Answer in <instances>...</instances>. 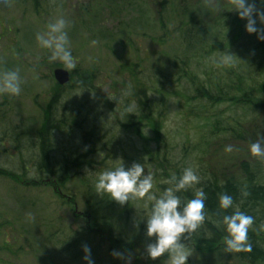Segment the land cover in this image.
<instances>
[{
    "label": "trees",
    "instance_id": "16d2710c",
    "mask_svg": "<svg viewBox=\"0 0 264 264\" xmlns=\"http://www.w3.org/2000/svg\"><path fill=\"white\" fill-rule=\"evenodd\" d=\"M109 3H115L117 6L116 0H109ZM133 3L131 1L130 5H136ZM143 3L147 6L146 12L149 13L151 22L160 30V34L154 38L163 45H173L175 51L182 53V56L170 57L167 65L157 70L145 69L140 62L142 59L122 60L119 64L120 76H123L121 83L129 87L130 95L124 96L120 102L116 98L110 99V95L103 96L102 109H97L99 106L92 104L89 99L71 102L72 98L85 99L95 91L92 83L96 69H82L77 66L70 70V83L64 86L54 83L50 100L41 109V124L36 131L35 142L26 140V146L31 144L37 148L34 171L39 177L25 180L18 174L4 170H0V175L7 176L24 187L45 186L57 191L60 186L65 188L73 176L87 174V171L98 173L112 168L111 163L117 154L125 153L118 141L121 131L143 139L144 163L148 164L147 169L153 171L152 191L154 195L159 196L165 188H173L172 177L178 176L188 167L186 155L178 162L169 159L171 154L167 151L162 136V108H165L164 104L168 106L169 99L174 96L180 100L179 116L188 122L185 128L190 127L197 137L195 142L189 135L182 150L184 153H187V149L191 152V143L195 144L191 149L194 155L198 156L195 166L200 162L199 167L195 168L200 177V183L195 189L203 188L206 193L205 221L187 239V234L182 235L181 243L192 251L207 255H233L247 264L264 261V159L252 156L249 151H243L241 159L227 163L219 162L215 156L209 155L208 150V140L210 143L231 140L244 144L245 129L249 128L247 120L264 118V77L258 80L249 76L246 68L243 75V72L240 73L234 66L217 67L214 64L213 57L216 54L228 52L231 45L235 46L234 41L241 35L244 19L238 17L235 10L223 11L215 17L210 10L212 4L208 6V0H193L192 5L188 0H143ZM207 19H210V22H207ZM125 25L123 22L119 31L122 44L127 50L130 48L138 53L135 40L132 34L127 32L128 27ZM112 33L108 31L106 35L112 37ZM225 38L226 41L223 40ZM261 43V40L260 44L257 40L255 50L250 48L248 51L249 66L256 71L253 63V60H256L260 73L264 71V43ZM246 54L247 50L243 52V56ZM195 65L200 70L199 75ZM57 66L50 67V75L51 70ZM116 84L118 82L113 80L110 88H114ZM67 90V93L77 91L78 94L75 92L76 94L68 95L71 106L68 118L66 116L63 119L56 116L52 106L63 93L67 94ZM59 128L71 134L78 131V146L72 148L66 142V147L60 154V149L54 147L55 139L52 134L55 130H60ZM144 129L153 135V148L150 147V141L145 139L149 137L145 136L144 132L142 134ZM56 152L59 157L54 155ZM123 158L126 159V156ZM107 160L110 161L106 162ZM96 165H102L103 168L95 169ZM22 167L23 173L26 174L27 167ZM220 194L230 195L239 210L253 217V224L248 232L250 252H224L225 233L220 221L224 215L230 214L232 209H219ZM176 195L182 206L186 200L192 198L193 189L179 191ZM65 205L71 207L74 220L79 217L89 224L84 233L90 239L98 237L106 240L114 252L140 251L147 255L145 248L149 242L147 243L146 236L142 235L145 230V220H141L143 209L132 207L129 201L120 205L106 194H103L100 205L88 206V210L80 215L74 213L73 200L67 198ZM142 205L145 206L144 213L147 215L151 201L142 199ZM80 243L78 239L75 240L73 247ZM166 256L167 253L159 259Z\"/></svg>",
    "mask_w": 264,
    "mask_h": 264
},
{
    "label": "rangeland",
    "instance_id": "374dc122",
    "mask_svg": "<svg viewBox=\"0 0 264 264\" xmlns=\"http://www.w3.org/2000/svg\"><path fill=\"white\" fill-rule=\"evenodd\" d=\"M116 1L117 6L115 3L109 5V0H0V73L15 70L21 77L20 95L0 94V151H2L0 170L18 174L25 180L39 177L34 171L37 148L31 144L26 146V140L31 139L35 142L36 131L41 124V109L51 97L55 81L50 75V67L61 66L58 63L49 62L47 50L40 48L35 39L38 32L45 30L48 22L63 16L69 25L67 28L69 46L76 65L82 69H96L92 83L95 91L85 99L72 98V103L76 100L81 102L89 99L92 104L99 106L97 109H102L103 96L110 95V99L116 98L118 102L124 96H129V87L121 83L123 76H120L119 64L122 60L140 61L142 59L140 62L143 67H146L145 69L157 70L166 66L170 57L182 56V53L175 51L173 45H163L154 38L155 35L160 34V30L151 22L143 0ZM131 1L136 5L131 6ZM188 1L192 5L193 0ZM211 2L208 0V6L212 4L210 10L215 17L231 8V0H211ZM251 2L255 3L256 9L264 12V4L259 0H251ZM253 19H256L257 28H264V24L256 18L255 12ZM207 20L210 22V19ZM123 22L128 27L127 32L129 31L135 40V45L139 49L138 53L130 48L127 50L122 44L123 40L119 37V31ZM246 22L244 19L241 35L234 41L235 46L231 45L228 52L232 54L234 69H239L240 73L243 72L245 75L244 68H246L249 76L261 80L260 77H264V71L259 72V64L256 65V60H253L256 71L252 70L253 68L248 64V51L250 48L255 50L258 39L255 33L249 34L245 31ZM108 31L113 32L112 37L106 35ZM227 36L230 38L229 35ZM92 40L96 41L95 45L90 43ZM223 40L226 41L227 38ZM258 43L260 44V40ZM263 43L264 41L261 45ZM245 50L247 54L243 56ZM219 55L221 54H216L213 57L214 60ZM195 68L199 75L198 66L195 65ZM113 80L118 84L111 89ZM75 92L66 95L63 93L56 99L52 108L57 117L64 119L67 116L68 118L67 114L71 106L68 95L76 94ZM169 100L168 106L163 105L165 108H162L164 112L161 117L164 126L162 136L167 151L171 154L169 159L178 162L183 159V155H186V164L195 169L200 164L199 162L195 166L198 156L191 150L195 144L191 143V152L187 149V153H184L182 148L187 144L189 135L195 142L197 137L190 127L185 128L188 122L179 116L181 109L178 102L180 100L174 96ZM247 127L249 128L245 129L244 144L231 140L210 143L208 140L209 155L215 156L219 162L226 163L241 159L243 151H248L249 144L258 138V134H264V118L256 120L249 118ZM76 132L74 135L68 131L65 132V129H60L52 133L55 139L54 147L60 149V154L65 149L66 142L72 148L78 146L80 136L78 131ZM143 132L149 137L145 139L150 141V147L153 148L154 143L151 142L153 135L146 129L142 131V134ZM118 141L125 153L117 154L111 163L112 168L121 163V160L125 167H129L133 162H141L146 165V168L148 167V164L144 163L143 139L120 131ZM1 144L6 147L5 150ZM225 145H231L233 151L225 152ZM15 147L17 151H14ZM57 152L54 155L59 157ZM9 154H15L14 159H10ZM123 156H126V159ZM22 166L27 167L26 174L23 173ZM101 168H103L102 165L95 166V169ZM86 173L73 176L65 188L60 186L62 195L65 193L64 200L70 198L75 202L74 213L77 215L86 212L88 206L100 205L103 199V194L98 195L94 190L95 177L99 172L87 171ZM22 185L7 176L0 175V246L4 247L3 243H8L7 249L0 251V256L3 257L5 264H86L82 259L85 255L82 250L83 245H87L91 250L93 264H168L167 256L163 259L158 257L156 260H151L140 251L129 253L120 251L119 257L114 256V251L109 248L106 240L98 237L90 239L84 233L89 224L79 217L78 220H74L71 207L61 205V198L52 189L45 186L35 188ZM129 202L132 207L143 209L141 220L144 221L146 213H144L145 206L142 205V200ZM142 235L146 236L145 230ZM77 239L81 243L73 247ZM153 239L154 237L146 236L147 243L152 242ZM190 251L188 264H247L233 255L224 253L207 255ZM3 252L6 254L4 255ZM254 264H264V261H257Z\"/></svg>",
    "mask_w": 264,
    "mask_h": 264
},
{
    "label": "clouds",
    "instance_id": "9594fccd",
    "mask_svg": "<svg viewBox=\"0 0 264 264\" xmlns=\"http://www.w3.org/2000/svg\"><path fill=\"white\" fill-rule=\"evenodd\" d=\"M264 4V0H259ZM230 10H235L238 17L246 19L245 31L255 33L258 40L264 41V28L256 27V18L264 24V12L255 7L251 0H231ZM68 22L63 16L48 22L43 32L35 36L38 46L47 50L50 63H58L64 70L70 71L77 67L68 39ZM92 45L95 40L90 41ZM217 67H229L233 65V57L230 52H222L215 60ZM21 92V77L18 71L9 70L0 73V94L18 96ZM225 152L233 151L231 145L224 146ZM249 153L257 158L264 159V134H258V138L248 146ZM153 172L141 162H133L125 167L122 160L117 166L100 171L94 182V190L98 195L106 194L111 200L124 205L130 200H142L147 198L151 201L150 211L145 217V235L153 238L146 245L145 251L151 260L167 253L168 264H188L191 251L181 243L184 234L185 239L199 229L204 221V208L206 193L203 188L195 189L200 183V177L196 170L189 166L185 167L177 176L172 177L173 188H165L157 196L151 192L153 188ZM193 189L191 199L186 200L181 206V201L176 195L179 191ZM218 207L221 210L232 209L230 214L221 218L225 233L223 245L225 253L250 252L251 245L248 243L249 228L253 224V217L239 210L233 198L228 194L218 196ZM85 255L82 259L86 264H93L91 250L87 245L82 246ZM119 257V252H114Z\"/></svg>",
    "mask_w": 264,
    "mask_h": 264
},
{
    "label": "flooded vegetation",
    "instance_id": "af4514ba",
    "mask_svg": "<svg viewBox=\"0 0 264 264\" xmlns=\"http://www.w3.org/2000/svg\"><path fill=\"white\" fill-rule=\"evenodd\" d=\"M1 145H2V148L5 150L6 147L3 144H1ZM14 149H13L14 151H17V148L16 147ZM1 153H2V151H0V154ZM14 155L15 154H13V155L12 154H9V158L10 159H14V157H15ZM52 191L61 198V203H62L61 205H64L65 206V200H64L65 199V196H64L65 193L62 195V192H61L62 190L60 188L57 191H55V190L52 189ZM74 210H75V208H74ZM7 244H8L7 242H4L3 243L4 247L0 246V251H3V249H7ZM3 254L5 255L6 253L3 252ZM0 255H1V253H0ZM0 264H5L4 263V259L1 256H0Z\"/></svg>",
    "mask_w": 264,
    "mask_h": 264
},
{
    "label": "water",
    "instance_id": "95a60500",
    "mask_svg": "<svg viewBox=\"0 0 264 264\" xmlns=\"http://www.w3.org/2000/svg\"><path fill=\"white\" fill-rule=\"evenodd\" d=\"M53 76L57 83L59 84H65L69 81V73L67 70H64L62 68H56L53 70Z\"/></svg>",
    "mask_w": 264,
    "mask_h": 264
}]
</instances>
